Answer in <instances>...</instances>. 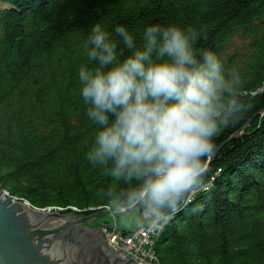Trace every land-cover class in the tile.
I'll use <instances>...</instances> for the list:
<instances>
[{
	"label": "trees",
	"instance_id": "trees-1",
	"mask_svg": "<svg viewBox=\"0 0 264 264\" xmlns=\"http://www.w3.org/2000/svg\"><path fill=\"white\" fill-rule=\"evenodd\" d=\"M0 183L31 205L89 214L112 205L115 185L86 153L98 128L87 117L79 71L93 68L87 38L125 26L137 46L152 24L194 27L243 86L244 108L221 127L208 188L187 198L154 240L159 264H264V0H0ZM242 51H227L233 36ZM251 119L247 126L244 124ZM240 135L231 137L239 128ZM227 139V140H226ZM213 149V150H214Z\"/></svg>",
	"mask_w": 264,
	"mask_h": 264
},
{
	"label": "clouds",
	"instance_id": "clouds-1",
	"mask_svg": "<svg viewBox=\"0 0 264 264\" xmlns=\"http://www.w3.org/2000/svg\"><path fill=\"white\" fill-rule=\"evenodd\" d=\"M129 55L100 23L87 38L79 81L87 117L97 126L86 159L115 182L104 195L125 211L142 213L163 230L208 172L214 137L244 108L240 75L226 72L210 50L196 48L191 26L152 24L137 46L116 26Z\"/></svg>",
	"mask_w": 264,
	"mask_h": 264
},
{
	"label": "water",
	"instance_id": "water-1",
	"mask_svg": "<svg viewBox=\"0 0 264 264\" xmlns=\"http://www.w3.org/2000/svg\"><path fill=\"white\" fill-rule=\"evenodd\" d=\"M242 128L227 139L238 135ZM3 190L0 183V264H134L110 247L100 229L81 225L128 212L124 208L119 212L117 206L97 209L81 215L41 211Z\"/></svg>",
	"mask_w": 264,
	"mask_h": 264
},
{
	"label": "rangeland",
	"instance_id": "rangeland-1",
	"mask_svg": "<svg viewBox=\"0 0 264 264\" xmlns=\"http://www.w3.org/2000/svg\"><path fill=\"white\" fill-rule=\"evenodd\" d=\"M7 5H8L7 3L0 2V7H4V6H7ZM247 41H248V39L243 37L242 34H238L236 36H233V38L230 41L229 47L227 48V51L228 52L229 51H235V50L242 51V50H244L246 48ZM262 113H264V112L262 111ZM238 135H240V133ZM238 135H236V136H238ZM225 142L226 141H223L220 146H222ZM4 190L6 191L5 193L10 195L9 192L6 189H4ZM12 196L17 197L16 195H12ZM31 206H33V205H31ZM33 207L35 209H38V210H41V211H46V210L47 211H54L55 210V211L61 212V209H60L61 207L60 206H56V205H48V206H45V207H38V206H33ZM53 207H55V209H53ZM73 207H75V206H70L71 211H68V212L74 213L76 215H81V214L75 213V211H78L79 209L77 207H76L77 209H74ZM112 207H116V205L113 203L112 205H106L104 207L90 208V209L91 210L105 209V208L110 209ZM122 209H123V207H116L115 208V210L117 212L121 211ZM68 212H65V213H68ZM82 214H84V213H82ZM96 220L98 221V223L90 222L88 224L85 223V224H81V225H86V226H89V227L100 229L104 233V235H105V237L107 239V242H108V244L110 246H112L111 243L109 242L111 240V237H110V234L108 235V232L111 229L116 227V229L119 230V231L129 232V231H132V230L133 231L137 230L140 233V230H143V229L145 230V228L147 226H149V222L146 221L143 218L142 213H134V212H119L118 214L107 215V216H104L102 218H98ZM159 232H160V230H159ZM155 257H156V253H155ZM152 261H153L152 263L155 262L154 259Z\"/></svg>",
	"mask_w": 264,
	"mask_h": 264
},
{
	"label": "built area",
	"instance_id": "built-area-1",
	"mask_svg": "<svg viewBox=\"0 0 264 264\" xmlns=\"http://www.w3.org/2000/svg\"><path fill=\"white\" fill-rule=\"evenodd\" d=\"M210 181H208L209 183ZM202 185V188L208 184ZM158 229H152L147 226L145 230L123 232L115 228L108 232L111 240L109 241L114 249L120 255L131 258L134 264H152L151 257V238L155 235V231ZM146 245V246H145Z\"/></svg>",
	"mask_w": 264,
	"mask_h": 264
},
{
	"label": "bare ground",
	"instance_id": "bare-ground-1",
	"mask_svg": "<svg viewBox=\"0 0 264 264\" xmlns=\"http://www.w3.org/2000/svg\"><path fill=\"white\" fill-rule=\"evenodd\" d=\"M242 132V130L240 131V133ZM231 136V135H230ZM211 183L209 182L206 186H205V188H202V189H200V190H203V189H206V188H208V186L210 185ZM105 206V205H104ZM103 206V207H104ZM74 209H77L76 207H73ZM53 209H55V207H53ZM60 209H62V208H60ZM159 230L160 229H158V230H156L155 231V235L154 236H152V238H151V257H152V260L154 259L155 260V262L154 263H152V264H158L157 262V258L155 257V251H154V240H155V238H156V236L158 235V233H159ZM153 262V261H152Z\"/></svg>",
	"mask_w": 264,
	"mask_h": 264
}]
</instances>
